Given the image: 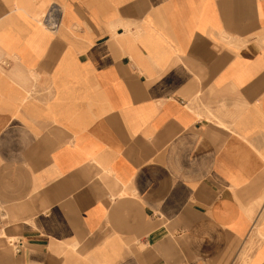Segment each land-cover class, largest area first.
Returning <instances> with one entry per match:
<instances>
[{"label":"crops","instance_id":"crops-1","mask_svg":"<svg viewBox=\"0 0 264 264\" xmlns=\"http://www.w3.org/2000/svg\"><path fill=\"white\" fill-rule=\"evenodd\" d=\"M0 264H264V0H0Z\"/></svg>","mask_w":264,"mask_h":264},{"label":"built area","instance_id":"built-area-1","mask_svg":"<svg viewBox=\"0 0 264 264\" xmlns=\"http://www.w3.org/2000/svg\"><path fill=\"white\" fill-rule=\"evenodd\" d=\"M51 15H52V20H53L52 25H53V27H56L58 25V23H59V20L56 17V15H54V14H51Z\"/></svg>","mask_w":264,"mask_h":264},{"label":"rangeland","instance_id":"rangeland-1","mask_svg":"<svg viewBox=\"0 0 264 264\" xmlns=\"http://www.w3.org/2000/svg\"><path fill=\"white\" fill-rule=\"evenodd\" d=\"M253 246H254V244H253V243H251V244H250V246H249V248L251 249Z\"/></svg>","mask_w":264,"mask_h":264}]
</instances>
